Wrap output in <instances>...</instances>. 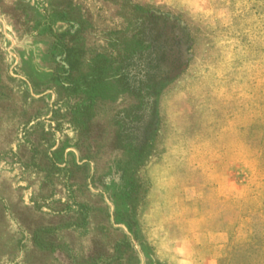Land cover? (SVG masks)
Returning <instances> with one entry per match:
<instances>
[{"label": "rangeland", "instance_id": "rangeland-1", "mask_svg": "<svg viewBox=\"0 0 264 264\" xmlns=\"http://www.w3.org/2000/svg\"><path fill=\"white\" fill-rule=\"evenodd\" d=\"M252 124L264 0H0V264H264Z\"/></svg>", "mask_w": 264, "mask_h": 264}, {"label": "trees", "instance_id": "trees-1", "mask_svg": "<svg viewBox=\"0 0 264 264\" xmlns=\"http://www.w3.org/2000/svg\"><path fill=\"white\" fill-rule=\"evenodd\" d=\"M154 46L155 45L153 44V47ZM151 47H152V45H151ZM144 56L149 57V62H148L149 63V70L144 73V75H145L144 79L140 80V82H139V85H141L140 87H142L147 82L150 83L151 81H154L156 78V75L160 71V67H161V60L159 59L157 53H155L154 49H151V51L145 52L144 55H142V57H144ZM140 59H141V57H140ZM253 128L260 129L264 134V124L263 125L261 124L260 126H258L256 124H252L251 129H253ZM262 139H264V138H262ZM250 142L251 143H249V144L251 146V144H253V142H255V141L251 140ZM248 150H251L252 153L254 152L253 149H251L249 147H248ZM259 152H260L259 153L260 159L262 160L261 168L263 169V172H264V149H260ZM254 157H256V156L253 155L250 158L252 159ZM248 247H253V245L251 244ZM226 257L227 256H225L223 258H226Z\"/></svg>", "mask_w": 264, "mask_h": 264}]
</instances>
